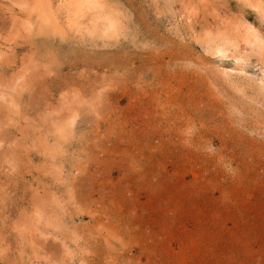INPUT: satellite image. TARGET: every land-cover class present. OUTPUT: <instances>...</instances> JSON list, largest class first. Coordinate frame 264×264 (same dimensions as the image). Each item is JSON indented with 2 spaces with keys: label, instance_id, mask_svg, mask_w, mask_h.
<instances>
[{
  "label": "rangeland",
  "instance_id": "rangeland-1",
  "mask_svg": "<svg viewBox=\"0 0 264 264\" xmlns=\"http://www.w3.org/2000/svg\"><path fill=\"white\" fill-rule=\"evenodd\" d=\"M263 73L264 0H0V264H264Z\"/></svg>",
  "mask_w": 264,
  "mask_h": 264
},
{
  "label": "bare ground",
  "instance_id": "bare-ground-1",
  "mask_svg": "<svg viewBox=\"0 0 264 264\" xmlns=\"http://www.w3.org/2000/svg\"><path fill=\"white\" fill-rule=\"evenodd\" d=\"M83 1H85V0H83ZM86 1H87V0H86ZM88 3H89V2H88ZM31 6H33V5H31ZM37 10H38V9H37ZM42 13H43V12H42ZM43 14H44V16H45V14H46L45 11H44ZM43 14H42V15H43ZM47 14H48V12H47ZM47 14H46V17L49 18V15H50V14H48V15H47ZM51 15H52V14H51ZM50 17H51V16H50ZM103 17H104V16H103ZM41 19H42V18H41ZM99 19H100V18H99ZM104 19H105V18H104ZM109 19H110V18H109ZM109 19H108V20H109ZM49 20L51 21V19H49ZM111 21H112V20H110V22H111ZM113 23H114V21H113ZM113 23H112V24H113ZM51 24L53 25V23H51ZM112 24H110V27H112ZM49 25H50V24H49ZM52 25H51V26H52ZM105 25H106V24H105ZM113 25H114V24H113ZM102 27H104V25H103ZM112 28H113V27H112ZM116 28H117V27H116ZM116 30H117V29H116ZM114 32H115V29H114ZM254 38H255V36H254ZM214 52H216L218 56L223 57V50L216 48V49L214 50ZM218 58H219V57H218ZM233 60H234V59H233ZM234 61H236V62L239 64V60H238V59H235ZM229 71H230V70H229ZM231 71H232V70H231ZM263 74H264V73H263Z\"/></svg>",
  "mask_w": 264,
  "mask_h": 264
}]
</instances>
